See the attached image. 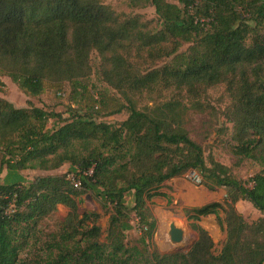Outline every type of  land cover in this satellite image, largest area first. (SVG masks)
<instances>
[{
	"label": "trees",
	"instance_id": "trees-1",
	"mask_svg": "<svg viewBox=\"0 0 264 264\" xmlns=\"http://www.w3.org/2000/svg\"><path fill=\"white\" fill-rule=\"evenodd\" d=\"M127 1L152 8L155 19L120 16L102 0H0V76L28 97L69 85L76 105L15 108L0 97V174L73 168L0 183V264H264V0ZM93 54L106 89L83 107L77 96L93 74ZM218 87L228 101L221 116L231 125V154L259 168L247 182L206 157L187 129L192 114L218 119L204 102ZM123 112L120 122L101 120ZM190 172L226 195L184 208L196 239L186 251L161 254L149 204H169L162 187ZM93 192L107 216L104 236L100 214L79 212L81 196ZM239 201L259 217L246 221ZM59 205L65 218L45 230ZM209 215L224 232L217 253L199 224ZM131 223L136 236L127 233Z\"/></svg>",
	"mask_w": 264,
	"mask_h": 264
},
{
	"label": "rangeland",
	"instance_id": "rangeland-1",
	"mask_svg": "<svg viewBox=\"0 0 264 264\" xmlns=\"http://www.w3.org/2000/svg\"><path fill=\"white\" fill-rule=\"evenodd\" d=\"M103 3L109 6L116 14L120 16L139 15L143 20L155 19L152 8L132 9L128 5L127 0H102ZM93 74L83 82L86 86V92L82 91V95L77 96V101L80 106H85L89 103L90 97L96 98L99 90L106 89V86L101 82L97 75V57L92 55ZM71 94L70 86H64L61 91H55L48 87L46 91L38 97H28L24 95L17 86L12 83L7 77L0 76V97L9 101L15 108H25L27 103L33 106L43 108L48 111L63 112L68 107H75L74 103L69 99ZM74 95V94H73ZM210 104L217 111L218 119L210 118L207 115L192 114L187 122V129L192 140L197 142L203 149L204 155H211L216 161L228 167L231 173L239 180L247 182L256 172L259 171L258 166L254 165L249 160L237 161L231 154V125L228 124L221 116V112L227 105V98L222 87L214 88L208 92V100L204 101ZM125 112L110 117H101V120L107 123L120 122L126 118ZM48 127H52V121ZM73 168L69 165H64L54 171L27 170L20 173H11L5 169L0 174V183H27L36 176L57 175L71 172ZM199 180L194 173H188L182 177L172 179L165 183L161 192L166 194L171 202L168 204L165 198L152 199L149 207L151 213L156 220V231L153 241L157 250L161 254L171 253L175 246L171 244L168 231L171 223H175L183 230V241L179 245L180 251H186L195 241L196 234L190 229L189 222L186 221L183 215V209L187 207H199L211 202H222L226 195L224 189L216 191H207L199 186ZM125 203L132 205V197L127 194ZM79 212H96L100 214L98 225L100 226L103 236L107 224V216L103 214L99 199L96 193H89L81 196L79 204ZM237 211L251 222L259 217V213L251 204L239 201L236 204ZM68 210L64 206H57L56 211L47 218L43 223L45 230H56L58 224L63 221ZM219 216L223 218V213ZM199 224L209 233L215 244V253L221 248V243L224 240V232L218 225L214 215H209L200 219ZM127 233L130 236H136L133 229V224H129Z\"/></svg>",
	"mask_w": 264,
	"mask_h": 264
},
{
	"label": "water",
	"instance_id": "water-1",
	"mask_svg": "<svg viewBox=\"0 0 264 264\" xmlns=\"http://www.w3.org/2000/svg\"><path fill=\"white\" fill-rule=\"evenodd\" d=\"M168 237L175 249L171 252L180 251L179 245L183 241V230L179 228L175 223H171L169 226Z\"/></svg>",
	"mask_w": 264,
	"mask_h": 264
},
{
	"label": "built area",
	"instance_id": "built-area-1",
	"mask_svg": "<svg viewBox=\"0 0 264 264\" xmlns=\"http://www.w3.org/2000/svg\"><path fill=\"white\" fill-rule=\"evenodd\" d=\"M67 180H69V182L73 184L74 187L77 188L79 186L78 180H76L72 174H67Z\"/></svg>",
	"mask_w": 264,
	"mask_h": 264
}]
</instances>
